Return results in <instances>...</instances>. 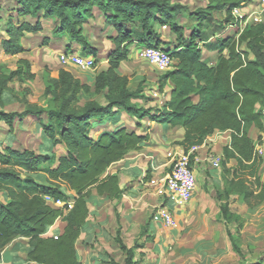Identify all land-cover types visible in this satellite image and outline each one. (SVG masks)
Instances as JSON below:
<instances>
[{
  "label": "trees",
  "instance_id": "trees-1",
  "mask_svg": "<svg viewBox=\"0 0 264 264\" xmlns=\"http://www.w3.org/2000/svg\"><path fill=\"white\" fill-rule=\"evenodd\" d=\"M12 1L15 4L6 12L4 24L0 17V28L5 33L0 44L6 55L24 52L21 37L43 31L41 19H53L51 34L66 36L71 43L65 52H75L69 50L75 43L81 55H92L97 63V49L84 33V25L95 18V10L104 28H110L106 37L114 48L108 53L107 69L94 76L92 88L69 70L52 72L45 68L39 103H30L21 112L0 108V122L8 128L17 117L32 115L53 145L65 147V154L56 156L17 150L9 144L3 147L0 142V192L5 194L0 198V252L16 237H27L31 247L28 261L80 264L75 244L88 217L91 189L98 195L119 197V180L116 175H104L106 170L130 151L141 149L148 140L144 130L138 132L126 125L104 128L96 137L90 135L96 125L109 120L115 125L121 112L131 122L137 120L136 128L144 118L182 127L179 144L185 150L202 144L208 135L229 132L230 140L222 148L220 160L226 181L224 193L241 194L248 205L253 198L258 203L264 199V183L258 174L264 159L254 155L252 138L254 131H264V15L260 21L246 22L241 29L232 17L233 9L248 0H206L205 7L193 10L178 0ZM184 18L192 20L193 26H185ZM230 22L233 29L223 35ZM211 26L208 34L206 28ZM162 27L168 28V42L162 39ZM48 42L49 38L43 37L42 45ZM130 45L162 48L172 61L171 68L158 77L155 91L161 94L168 87V99L156 110L140 104L149 100L144 88H131L129 75L118 71ZM203 50L215 53L213 63ZM0 66L6 69L0 70L1 103L9 83L33 80L35 74L24 58L17 60L14 69ZM23 90L24 95L30 92L27 87ZM230 159L236 161L232 169L226 167ZM39 173L45 175L46 183L34 178ZM62 186L72 191L73 197ZM45 196L71 201L72 207L53 208ZM220 213L226 226L239 221L240 216L231 213L226 203L220 206ZM57 220L65 222L63 231L56 236L46 235L47 227ZM119 243L127 254L123 264H133L132 250ZM236 252L240 254L241 250L237 248Z\"/></svg>",
  "mask_w": 264,
  "mask_h": 264
},
{
  "label": "crops",
  "instance_id": "crops-1",
  "mask_svg": "<svg viewBox=\"0 0 264 264\" xmlns=\"http://www.w3.org/2000/svg\"><path fill=\"white\" fill-rule=\"evenodd\" d=\"M183 1L186 2V0ZM197 2L200 3L199 7L206 6V0H197ZM255 15H259L262 19L264 15V0H248L242 7L233 9V23L239 21V29H241L246 22H253L252 19ZM243 16L245 19L241 20ZM233 23L230 22V24L224 27L222 31L223 35L230 32L229 30L234 27ZM108 28L106 27L104 29L109 30ZM0 30H2V33H0L1 42V38L4 37L5 33L4 29L0 28ZM105 30L102 27V32L100 34L98 33L101 38H94V35L88 38L92 46L97 49V66L93 71H82L73 65H62L56 59L44 60L40 64V67L33 69L35 61L33 60V56L28 52L29 47L27 44L34 42L36 36L42 35V39L46 36L49 38L48 34L43 35L44 30L36 33H26L21 37L20 42L25 49L22 53L12 56L6 55L2 51L1 44L0 51L8 57L15 58L16 62L21 58L27 59L30 62L31 70L35 74V78L38 77V73L36 72H39L42 76L45 68L50 69L52 72L66 69L78 78L81 83L90 85L92 88L94 76L98 72L107 69L108 53L114 48L112 41L107 39V37L105 38L104 35L108 32ZM2 34L4 35L2 36ZM162 39L168 42L171 40V36L169 37L168 33L167 35L162 33ZM104 42L106 45L102 46ZM49 44H54L52 53H58L59 55L65 52L66 46H70L71 43L66 36L57 37L52 35L46 44L48 45L47 47L50 46ZM162 46L170 47V44H162ZM133 47V49H136L141 46ZM69 50H74L72 45ZM203 54L204 56H211L210 61L212 63L215 61L216 55L212 56V52L204 50ZM150 65L148 64V66ZM9 68L14 69L15 66H9ZM39 69L42 71H38ZM118 71L121 74L124 73L120 66ZM162 73H155V76L152 77L155 78L152 81L156 80L157 82L158 77ZM129 78H131L130 75ZM142 78L144 79V77ZM146 80L147 86L144 92L149 100L139 102L143 107L156 110L168 99V87H166L164 93L158 94L155 91L157 83L156 85H151L149 83L150 80ZM43 89L44 83L40 91L37 89L36 93L38 92V95L42 94ZM153 91L157 93L156 96L153 95ZM193 100L197 102V97ZM27 117L28 119L26 120ZM16 122H18L17 124L22 131L20 136L29 132L28 138L30 140L27 142V145L20 147L15 145V141L18 140V136L15 135ZM2 123L0 124V127L2 126L1 128L7 127ZM111 123L113 121L109 120L101 125L94 126L90 135L96 137L104 128L111 129L126 125L129 129H136L138 132L144 130L148 140L141 149L130 151L123 159L113 163L106 170L104 175H116L119 180V197L98 195L94 188L91 189V194L87 200L88 217L75 244L80 264H111V258L116 263L123 264L127 254L121 249L119 241L127 249L132 250L133 264H185V254L189 252H197L207 256L205 249L196 247V241L193 242L191 247H185V235L191 236L192 238L196 237V228H200L202 235L212 231L213 226L218 224L217 216L220 213V206L222 204L226 203L229 211L239 216L241 213L237 210H243V207L248 210L249 206L243 200L241 194H237L234 191L228 195L224 193V190H226V181L222 175V167L213 168L210 164L209 158L213 155L222 156V147L228 142L221 141L214 133L208 135L202 144L198 145L193 164L195 165L193 166V170L197 180V188L183 208L176 209L168 205L177 221V226L170 228L163 224L160 216L154 209L158 197L147 184L146 177L157 178L168 171L167 163L169 154L178 153L183 150L182 145L179 144L183 138V128L180 126L169 127L165 122H153L148 120V118L142 119L140 121V128H136L135 123H137V120L133 119V122H131L125 112H121L120 119L115 125ZM27 125H30L28 126V132L24 131ZM32 134H35V137H32ZM224 134L227 139L229 133L226 132ZM5 136H7L4 139L6 143L0 139L3 147L9 144L14 149H29L37 154H56V156L65 154V147L61 144L53 145L52 141L45 136L39 121L32 115L17 117L14 120L13 126L11 128L7 127ZM256 136L257 131H254L252 138L255 139ZM263 164L258 171L262 183H264V180L261 179L260 174L264 170ZM235 165L236 161L230 159L226 167L232 169ZM34 178L40 180V182L42 181L41 183H46V177L41 173L34 175ZM62 188L70 197H73L72 191H69L65 186H62ZM218 195L222 197L218 198ZM263 202L264 199L260 203ZM208 206L216 207L213 214H217V216L206 213L205 210ZM51 207L58 208L56 206ZM197 223L198 225H196ZM199 223L202 224L199 225ZM64 226V221L57 220L54 224L47 227L45 234L53 236L59 235L63 231ZM30 249L31 247L28 244L27 237H16L0 252V264H37L27 259V254ZM169 250L171 251L169 252ZM203 259L206 261V258Z\"/></svg>",
  "mask_w": 264,
  "mask_h": 264
},
{
  "label": "rangeland",
  "instance_id": "rangeland-1",
  "mask_svg": "<svg viewBox=\"0 0 264 264\" xmlns=\"http://www.w3.org/2000/svg\"><path fill=\"white\" fill-rule=\"evenodd\" d=\"M182 3L189 6L190 9H195L199 7L200 3L197 2V0H179ZM15 2L12 0H0V17L3 18L2 24L5 23L6 18L8 15H6V12L8 10L12 9ZM95 10L94 15L95 18L89 19L88 22L84 25V33L87 35V38H90V36L94 35V38H101V36L98 35L103 30V21L100 18L99 14ZM30 21H34L33 19H29ZM42 24L44 26L43 35L48 34L49 39L52 36L51 34V28L54 25L53 19H41ZM254 22V21H253ZM182 23H184L185 26H193L192 20L189 19H182ZM1 29H3L1 27ZM106 32V35L109 34L110 28ZM207 33L210 34L212 32V26L210 28H206ZM233 28H231L232 30ZM160 32H162L164 35H167L168 28L162 27L159 29ZM229 30V31H231ZM228 31V32H229ZM0 33H2V30H0ZM1 35V34H0ZM4 34H2L3 36ZM106 35L105 38H106ZM169 35V33H168ZM1 36V37H2ZM103 36V35H102ZM103 36V38H104ZM41 36H36L34 38V42H29L27 45L29 47V54L33 56V60L35 61L33 69H37L40 67V64L43 63L44 60H59L58 53H52V49L54 44L48 45H41ZM170 37V35H169ZM55 42V41H54ZM37 44V45H36ZM105 42L102 46H105ZM137 46V45H136ZM143 46V45H140ZM72 47L74 51L77 53H81V48L75 43H72ZM134 47L130 45L128 47V54L126 60L122 61L120 63L121 70L125 73L131 76L129 78V86L133 89H135L137 86L143 87L145 90V87L147 86V80L149 79V83L152 85H156V80L152 78L155 76V73L164 72L157 69L155 66L150 63H148L145 59H143L140 56L139 50L142 47L133 49ZM133 49V51H132ZM204 51V50H203ZM133 52V53H132ZM207 53V52H205ZM215 55L214 52H212V56ZM16 60L15 58L8 57L1 53L0 51V65H5L8 70L10 69L9 66H15L16 67ZM148 64L151 66H148ZM153 67V68H152ZM43 69V68H42ZM0 70H6L2 66H0ZM39 69L38 71H40ZM42 71V70H41ZM44 71V70H43ZM122 72V73H123ZM38 77H36L33 80H26L25 82L19 83L17 81L11 82L8 84L7 92L2 97V101L0 103V108L6 112H21L25 107H28V105H31L30 103H39V97L38 92L36 93L37 89L40 91L41 86H43V78L39 72ZM40 75V76H39ZM144 77V79L142 77ZM141 77V78H140ZM152 78V79H151ZM27 87L29 89V94L24 95V88ZM154 87V86H153ZM22 101H26L28 104L22 103ZM28 117L26 118V120ZM2 122H0L1 124ZM18 122L15 124V135L18 136V140L15 141V145L17 146H23L27 145V142L30 140L28 138L29 132H28V126L25 127L24 131H27L28 133L21 134V129L19 128ZM3 124V123H2ZM4 125V124H3ZM2 127V126H1ZM0 127V139L4 141V139L7 138L5 136L7 127ZM32 137H35V134H32ZM5 136V137H4ZM13 136V135H12ZM221 141L228 142L230 139H226V135L223 134L222 138H219ZM4 143H6L4 141ZM222 145V143H220ZM30 146V145H29ZM224 147V146H223ZM222 147V148H223ZM182 149L184 150L183 146ZM169 162V158H168ZM264 162V160H263ZM194 161L192 162V166ZM49 165V164H47ZM264 165V164H263ZM168 166V163H167ZM166 168V166H165ZM196 169V167H195ZM261 179L264 180V170L262 172ZM151 177H146V181L150 180ZM199 182V180H198ZM151 187V186H150ZM254 190L256 189L255 194L258 193L257 187L253 185L252 187ZM152 189V187H151ZM154 191V189H152ZM5 194L0 192V198H4ZM257 198H253L251 201V204L247 208L243 207V210H237L240 211L241 215L239 218V221L237 223H230L228 226L225 224V219L223 218L221 213L213 214L216 210V207L208 206L206 208V213H211L213 216H217V222L218 224H215L213 226V230L201 234L200 228H196V237L192 238L191 236L185 235V247H191L193 245V242L196 241V247H201L205 249V253L207 256H204L199 253L195 252H189L185 254V264H264V202L258 203ZM236 210V209H235ZM197 212V211H196ZM182 213V212H181ZM241 222V223H240ZM202 223H199L201 225ZM209 224V223H208ZM198 225V223L196 224ZM218 228V229H216ZM229 232L233 236V240L231 239L232 236H228ZM201 234V236H200ZM230 237V238H229ZM232 240V241H231ZM237 248L241 250V253L238 254ZM187 249V248H186ZM171 250H169L170 252ZM175 256V255H174ZM206 258V261L203 259ZM115 261L113 258H111V264H113Z\"/></svg>",
  "mask_w": 264,
  "mask_h": 264
},
{
  "label": "built area",
  "instance_id": "built-area-1",
  "mask_svg": "<svg viewBox=\"0 0 264 264\" xmlns=\"http://www.w3.org/2000/svg\"><path fill=\"white\" fill-rule=\"evenodd\" d=\"M252 20L257 22L261 18L259 15H255ZM139 52L143 59L161 71L169 70L172 66L169 55L162 48L142 47ZM59 61L62 65H73L82 71H93L97 66L95 57L81 55L77 52H62L59 54ZM153 95L156 96L157 93L153 91ZM226 132L218 131L215 134L220 138ZM228 138L230 139V133ZM197 147L192 146L187 150L169 154L168 171L160 177H154L147 181V184L154 189L153 192L158 197L154 209L166 227L177 226V221L168 205L176 209L183 208L197 188V180L191 162V158L193 161L195 160ZM254 155L264 159V131L257 134L254 139ZM209 160L213 168L220 167L221 156L213 155ZM45 201L47 204L58 208L72 207L71 201L53 199L50 196H45Z\"/></svg>",
  "mask_w": 264,
  "mask_h": 264
}]
</instances>
